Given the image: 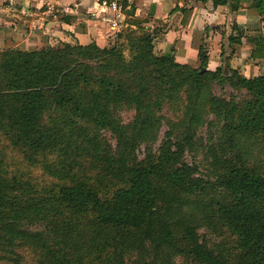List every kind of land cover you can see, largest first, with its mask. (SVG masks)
<instances>
[{"label": "trees", "instance_id": "obj_1", "mask_svg": "<svg viewBox=\"0 0 264 264\" xmlns=\"http://www.w3.org/2000/svg\"><path fill=\"white\" fill-rule=\"evenodd\" d=\"M240 1L213 3L237 10ZM253 7L264 13V0ZM137 24L105 46L0 49V132L30 160L64 150L118 182L107 196L70 172L38 186L0 161V264H19L14 249L26 245L38 250L37 264H264V156L252 165L246 157L255 142L264 155V72L243 76L228 57L211 70L206 46L198 66L180 63L172 49L155 50L156 30ZM256 42L251 56L262 57ZM174 103L183 115L154 148L162 110ZM123 107L134 110L127 122ZM203 124L207 175L185 158ZM190 204L231 231L232 250L208 243Z\"/></svg>", "mask_w": 264, "mask_h": 264}, {"label": "crops", "instance_id": "obj_2", "mask_svg": "<svg viewBox=\"0 0 264 264\" xmlns=\"http://www.w3.org/2000/svg\"><path fill=\"white\" fill-rule=\"evenodd\" d=\"M103 1L0 0V49L41 48L57 37L105 46L118 33L109 24L114 12ZM123 6V27L136 28L131 19H139L145 28L156 30L155 50L164 54L172 49L180 63L198 66L200 48L206 46L211 70L228 57L243 76L264 72V56H251L257 40L264 45V13L253 7V0H241L237 10L213 0H123ZM236 36L240 42L231 39Z\"/></svg>", "mask_w": 264, "mask_h": 264}, {"label": "rangeland", "instance_id": "obj_3", "mask_svg": "<svg viewBox=\"0 0 264 264\" xmlns=\"http://www.w3.org/2000/svg\"><path fill=\"white\" fill-rule=\"evenodd\" d=\"M131 22L135 25L140 22L139 19H131ZM126 27L121 29L124 31ZM119 32V33H120ZM116 39V38H115ZM122 40V39H121ZM120 40V42H121ZM51 45H59L63 41L60 37L55 38ZM73 42H78L73 40ZM118 43V42H117ZM127 52V50H126ZM229 88L226 87L222 90L219 86H216V91L221 93L222 91H228ZM183 106H179L177 103L166 104L162 110L164 115L163 122L160 124L155 138L150 141V144L154 148H157L160 140L164 137L165 131L168 130L170 122L178 120L183 114ZM120 115L124 122L129 121L133 115L134 110L130 108L123 107L120 110ZM206 119L211 118L212 115L208 112L204 113ZM180 119V118H179ZM211 130L206 124L200 125L197 131V142L196 146L191 151H186L185 158L190 163H197L199 165L200 173L199 175H207V169L209 166V161L205 155V142ZM102 137L106 139L110 144H115V139L109 131H101ZM81 141V140H80ZM144 153V145L138 148V155L142 156ZM46 159L43 156H37L35 160H30L25 157L22 149H19L12 145V143L7 138L6 134L0 132V161L3 171H9L11 173H16L17 175L29 179L38 186L51 183H61L63 181H69L70 177L68 172L73 173L78 176H89L90 179L96 180L101 185L102 193L104 196L110 194L114 189L117 181L112 178L103 177L104 174L99 172V167H92L91 160L82 159L83 165H75L73 162L75 160L81 161L78 156L71 158L70 153H66L64 150H59L53 153H44ZM263 150L259 142L249 143L246 148L247 163L261 164L263 159ZM74 166V167H73ZM214 195V194H212ZM188 211H194V214L198 218L199 232L206 237L208 243L211 245L219 244L224 245L229 250H232V244L235 240L234 235L228 230L226 226L215 221L206 220L203 217V213L200 211L199 207L195 204H190L186 207ZM194 209V210H192ZM216 220V219H215ZM14 257H16L19 264H37L39 258V252L35 247L24 246L16 247L14 249ZM14 264L13 261H11Z\"/></svg>", "mask_w": 264, "mask_h": 264}, {"label": "built area", "instance_id": "obj_4", "mask_svg": "<svg viewBox=\"0 0 264 264\" xmlns=\"http://www.w3.org/2000/svg\"><path fill=\"white\" fill-rule=\"evenodd\" d=\"M103 3L110 7L114 15L109 19L110 28L119 33L124 25V6L123 0H104Z\"/></svg>", "mask_w": 264, "mask_h": 264}]
</instances>
